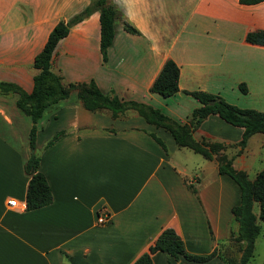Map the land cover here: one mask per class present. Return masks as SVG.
<instances>
[{
    "label": "crops",
    "instance_id": "1",
    "mask_svg": "<svg viewBox=\"0 0 264 264\" xmlns=\"http://www.w3.org/2000/svg\"><path fill=\"white\" fill-rule=\"evenodd\" d=\"M88 2L0 0V80L29 91L32 58L49 30ZM114 2L138 33L126 31L117 20L102 61L98 11H92L56 42L51 67L63 81L92 78L101 90L150 104L178 121L199 105L190 90L218 94L237 106H245L240 102L246 94L263 101L264 45L244 37L248 30L264 29V0ZM167 58L178 66V89L161 96L149 85ZM35 123L30 147V118L16 107L14 93L0 92V264H130L164 226L174 228L189 253L215 251L202 262L180 256L183 262L238 264L244 242L236 238L238 222L230 207L238 202L239 190L231 177L217 172L214 159L201 156L196 172L189 173L181 146L163 128L135 111L111 117L107 110H88L74 94L48 105ZM58 130L64 133L45 145ZM148 131L163 140L166 150ZM241 131L209 113L192 136L231 144ZM33 151L51 201L25 209L28 174L23 162ZM252 154L246 143L233 165L247 171ZM10 198L15 204H8ZM103 210L109 219L101 224L96 216ZM151 260L179 261L160 250L151 253Z\"/></svg>",
    "mask_w": 264,
    "mask_h": 264
},
{
    "label": "trees",
    "instance_id": "2",
    "mask_svg": "<svg viewBox=\"0 0 264 264\" xmlns=\"http://www.w3.org/2000/svg\"><path fill=\"white\" fill-rule=\"evenodd\" d=\"M241 3H255L261 0H238ZM92 11H98L99 41L98 47L102 61L106 59L107 48L112 42L116 21L121 19L122 27L130 33L138 30L127 20L122 18V13L114 0H89L79 11L68 18L58 19L49 30L42 47L34 54L31 67L35 70L32 74V86L25 91L13 81L0 80V92L3 94L14 93L15 105L31 120L28 131V143L34 146L36 120L44 109L61 99L74 94L75 99L86 109L92 111L107 110L111 117H119L128 109H132L148 123L161 127L173 138L177 146H186L205 158L216 161L218 173L227 174L237 184L239 190L238 202L230 207L231 213L238 222L236 238L244 242L238 264H248L252 256L254 238L259 231L257 219L264 221V166L258 169L253 177L249 178L245 169L236 168L232 160L246 140L253 133H264V111L240 107L224 100L220 95L201 90L187 91L198 102L184 121L175 120L164 114L159 108L142 101L122 99L112 90H101L92 78L79 81H63L60 73L51 67V56L56 42L66 35L70 26L80 21ZM245 40L251 43L264 45V29H252L245 33ZM178 66L167 58L162 63L159 71L149 85V90L167 96L177 89ZM240 91L245 92L243 82L238 83ZM210 100L213 102L210 103ZM209 113L218 114L224 121L242 127L240 139L231 144L219 140L209 139L201 135L198 139L192 132L199 126L203 118ZM64 133V130L54 132L45 142L50 144ZM149 135L164 149L166 145L154 132ZM237 145L238 149L228 150L229 146ZM39 155L30 152L23 162V170L28 174L24 194L25 209H32L51 201V192L44 175L38 170ZM188 189L196 193V188L187 184ZM257 204V216L253 212V205ZM160 250L168 256L179 259L178 264H188L184 259L202 262L214 254L211 250L207 254H193L184 249L180 235L171 226H164L156 237L149 243L147 249L141 252L130 264H151V253ZM59 264H70L60 262ZM260 264H264V256Z\"/></svg>",
    "mask_w": 264,
    "mask_h": 264
},
{
    "label": "rangeland",
    "instance_id": "3",
    "mask_svg": "<svg viewBox=\"0 0 264 264\" xmlns=\"http://www.w3.org/2000/svg\"><path fill=\"white\" fill-rule=\"evenodd\" d=\"M241 96H242L241 99L242 102L240 103L245 106H240V107H251V108L264 107V98L263 101H261L259 97L255 95L246 94ZM127 111L133 112L132 109L131 110L128 109ZM260 139L263 140L262 144H259ZM246 143H247V147L253 153L252 163L250 164V167L247 168L248 177L251 178L253 177L254 172L257 169H260L261 167L264 166V133L257 132L255 134H252L249 140L248 139L246 140ZM257 144L258 146H256ZM180 148L181 149L179 151L181 153L183 152L182 156H183V161L185 162L187 172L189 173L196 172V170L198 169V166L196 165L197 162L196 159L202 158L201 157L202 155L186 146H181ZM179 151H177L176 154H178ZM176 154H172L174 160ZM253 210L255 213L258 212V207L256 203L253 206ZM257 222L259 224V231L254 238L252 256L248 260V264H260L264 256V221L257 219Z\"/></svg>",
    "mask_w": 264,
    "mask_h": 264
},
{
    "label": "built area",
    "instance_id": "4",
    "mask_svg": "<svg viewBox=\"0 0 264 264\" xmlns=\"http://www.w3.org/2000/svg\"><path fill=\"white\" fill-rule=\"evenodd\" d=\"M8 204H11V205L15 204L14 198H10L8 200ZM108 219H109V214L105 210L99 212V214H97V216H96V221L98 223H101V224H103L106 221H108Z\"/></svg>",
    "mask_w": 264,
    "mask_h": 264
},
{
    "label": "water",
    "instance_id": "5",
    "mask_svg": "<svg viewBox=\"0 0 264 264\" xmlns=\"http://www.w3.org/2000/svg\"><path fill=\"white\" fill-rule=\"evenodd\" d=\"M213 102V100H210V103Z\"/></svg>",
    "mask_w": 264,
    "mask_h": 264
}]
</instances>
